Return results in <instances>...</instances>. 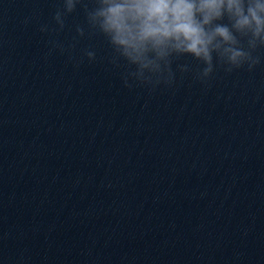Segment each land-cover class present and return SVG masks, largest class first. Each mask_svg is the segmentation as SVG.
<instances>
[{"label":"clouds","instance_id":"obj_1","mask_svg":"<svg viewBox=\"0 0 264 264\" xmlns=\"http://www.w3.org/2000/svg\"><path fill=\"white\" fill-rule=\"evenodd\" d=\"M81 10L84 23L77 24V37L101 36L110 48L109 63L121 69L123 86L172 87L177 72L193 71L191 57L200 66L194 78L208 85L222 69L231 74L240 69L253 72L264 64V0H60L52 19L56 27L44 24L43 33H59L67 18ZM28 20H25L27 23ZM65 46L51 39L46 55L59 50L69 53L77 43ZM97 58L94 49H84L76 62ZM173 64H176L175 69Z\"/></svg>","mask_w":264,"mask_h":264}]
</instances>
